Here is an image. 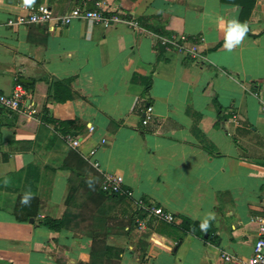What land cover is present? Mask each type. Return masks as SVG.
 Segmentation results:
<instances>
[{
  "label": "crops",
  "instance_id": "obj_1",
  "mask_svg": "<svg viewBox=\"0 0 264 264\" xmlns=\"http://www.w3.org/2000/svg\"><path fill=\"white\" fill-rule=\"evenodd\" d=\"M37 4L54 15L99 8L144 33L88 22L9 28L4 21L28 5L0 0V93L15 83L25 93L18 112L0 110V264H87L97 233L119 251L117 264H231L222 253L247 260L253 219L264 216V0ZM233 18L249 30L228 51L223 23ZM155 36L193 39L200 58ZM67 134L77 149L65 145ZM93 147L100 171L121 177L131 199L100 195L101 177L84 159ZM134 201L175 222L148 218L138 230ZM65 213L58 232L39 225ZM208 213L205 238L177 227Z\"/></svg>",
  "mask_w": 264,
  "mask_h": 264
},
{
  "label": "built area",
  "instance_id": "obj_2",
  "mask_svg": "<svg viewBox=\"0 0 264 264\" xmlns=\"http://www.w3.org/2000/svg\"><path fill=\"white\" fill-rule=\"evenodd\" d=\"M22 14L9 17L4 21V26L9 28L25 27L29 25H46L48 27H66L72 22H88L93 25H97L103 29H109L116 25H124L132 31L138 33H144L137 21L121 16L117 13L107 14L101 9L88 10L85 8L74 7L63 15H54L51 10L41 4L22 6ZM149 34V33H146ZM150 35V34H149ZM158 45L164 47H172L177 53L191 59H199L197 51V45L193 39H187L179 36H155ZM201 40V38L199 39ZM25 93L20 83H15L9 94L0 93V110L18 112L22 104V100ZM264 112V105L262 106ZM30 114L32 111L29 112ZM151 113V107H146L144 115L140 121L142 126L148 123L147 115ZM88 132L92 131L91 127H87ZM63 141L65 145L72 150L78 148L80 140L70 135H64ZM104 140H100V144H103ZM96 147L91 148L84 159L88 162L90 167L99 173L101 182L99 190L104 194L118 195L125 199H131V193L123 188L122 179L117 175H112L106 172H101L98 163L93 160ZM135 212V226L138 230L144 227V219L152 218L156 221L173 224L175 218L173 215L163 211L159 207L148 205L142 201H134ZM143 215V219H139L137 216ZM253 222L257 226V239L252 245L251 256L245 261H236L229 255L222 253L221 258L224 262L231 264H264V216L255 217Z\"/></svg>",
  "mask_w": 264,
  "mask_h": 264
},
{
  "label": "trees",
  "instance_id": "obj_3",
  "mask_svg": "<svg viewBox=\"0 0 264 264\" xmlns=\"http://www.w3.org/2000/svg\"><path fill=\"white\" fill-rule=\"evenodd\" d=\"M45 111H43V114ZM43 121L49 122L50 120L46 117H41ZM100 191V190H99ZM100 195L105 196L106 198L116 197L123 198L118 195L104 194L101 191ZM69 200V199H68ZM68 200L66 204H68ZM67 213L63 214L61 219L54 220L50 218H43L39 225L46 228L47 230L58 232L63 229L66 225ZM139 219H143V215L137 216ZM199 222H192L186 219H179L177 221V227L181 230L183 234H193L194 236L202 238L205 234V229L202 230ZM104 236V235H103ZM103 236L101 234H95L92 238V243L89 251V260L87 264H117V259L119 251L109 248L105 245Z\"/></svg>",
  "mask_w": 264,
  "mask_h": 264
},
{
  "label": "clouds",
  "instance_id": "obj_4",
  "mask_svg": "<svg viewBox=\"0 0 264 264\" xmlns=\"http://www.w3.org/2000/svg\"><path fill=\"white\" fill-rule=\"evenodd\" d=\"M34 0H24L25 5H31ZM223 30L225 33L224 48L228 51H232L238 47L244 40L248 32V24L241 22L238 19H229L223 23ZM30 202V198H22L21 203L27 205ZM214 219V214H206V218L200 224L202 230L208 227V220Z\"/></svg>",
  "mask_w": 264,
  "mask_h": 264
},
{
  "label": "water",
  "instance_id": "obj_5",
  "mask_svg": "<svg viewBox=\"0 0 264 264\" xmlns=\"http://www.w3.org/2000/svg\"><path fill=\"white\" fill-rule=\"evenodd\" d=\"M203 237L205 238V235Z\"/></svg>",
  "mask_w": 264,
  "mask_h": 264
}]
</instances>
